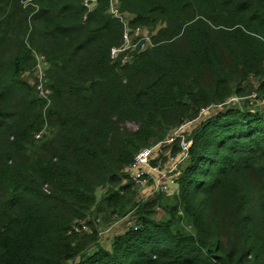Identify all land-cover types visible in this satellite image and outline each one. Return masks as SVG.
Segmentation results:
<instances>
[{"label":"trees","instance_id":"obj_1","mask_svg":"<svg viewBox=\"0 0 264 264\" xmlns=\"http://www.w3.org/2000/svg\"><path fill=\"white\" fill-rule=\"evenodd\" d=\"M125 29L153 46L121 65ZM208 108L138 197L134 156ZM75 260L264 264V0H0V264Z\"/></svg>","mask_w":264,"mask_h":264},{"label":"built area","instance_id":"obj_2","mask_svg":"<svg viewBox=\"0 0 264 264\" xmlns=\"http://www.w3.org/2000/svg\"><path fill=\"white\" fill-rule=\"evenodd\" d=\"M95 0H83V5L86 7H93ZM131 35L134 36L132 39ZM152 45L151 38L149 36L141 35L140 29H135L133 32L125 29L122 35V44L120 47H112L109 51V57L112 60L120 59L121 65H125L131 61L133 53H141ZM36 68L34 75L39 81L37 84V91L43 96L45 93L42 88L41 78L45 70V59L43 56L35 55ZM229 102L237 103V99L231 98ZM212 111V108L205 109L200 113L201 116H205ZM181 129L175 130L169 135V137L156 146H150L148 148L141 149L133 158V162L129 166L128 176L135 184L137 192L148 193V197L155 192H164L168 190L167 182H170V173L179 165L187 155V150L190 143L184 140V135L180 133ZM180 139V146L182 152L176 156L169 157L167 162L161 167L160 165L152 166L150 161L158 159V152L161 148L158 146H169L175 140Z\"/></svg>","mask_w":264,"mask_h":264},{"label":"rangeland","instance_id":"obj_3","mask_svg":"<svg viewBox=\"0 0 264 264\" xmlns=\"http://www.w3.org/2000/svg\"><path fill=\"white\" fill-rule=\"evenodd\" d=\"M228 104V103H227ZM255 107H257V105H255ZM212 110H217L216 108H212ZM213 114V113H212ZM206 119H204L203 117H200L198 120L189 122L184 124L183 126H181L179 129L180 133H190L191 131H194L199 125L200 123H202L203 121H205ZM127 128L134 130L136 127L135 125H132L131 123L126 124ZM187 135V134H186ZM186 138V136H185ZM138 193V197L141 198H147L148 193ZM127 222H129V220H122L121 222H116L115 224H111L109 227L107 228H100L101 230V235H100V245L103 247H108L109 246V240L110 238L114 235L117 234L118 232H122L123 230H125V228L128 226ZM78 260H75V262H69L68 264H75L77 263Z\"/></svg>","mask_w":264,"mask_h":264},{"label":"clouds","instance_id":"obj_4","mask_svg":"<svg viewBox=\"0 0 264 264\" xmlns=\"http://www.w3.org/2000/svg\"><path fill=\"white\" fill-rule=\"evenodd\" d=\"M212 112H213V110L210 112V113H208L207 115H205V116H201V117H203L204 119H207V118H209V117H211V115H212ZM200 118V116L198 117V119ZM197 119V120H198ZM184 140H185V138H184ZM187 142H189L190 143V146H191V141L190 140H187ZM190 146H189V148H190ZM188 148V149H189Z\"/></svg>","mask_w":264,"mask_h":264}]
</instances>
